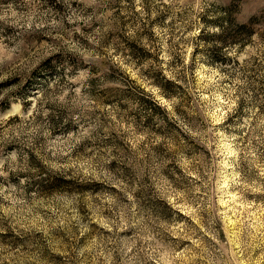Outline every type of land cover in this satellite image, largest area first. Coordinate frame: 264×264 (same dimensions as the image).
I'll list each match as a JSON object with an SVG mask.
<instances>
[{
    "label": "rangeland",
    "instance_id": "rangeland-1",
    "mask_svg": "<svg viewBox=\"0 0 264 264\" xmlns=\"http://www.w3.org/2000/svg\"><path fill=\"white\" fill-rule=\"evenodd\" d=\"M0 264H264V0H0Z\"/></svg>",
    "mask_w": 264,
    "mask_h": 264
}]
</instances>
